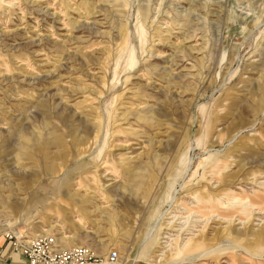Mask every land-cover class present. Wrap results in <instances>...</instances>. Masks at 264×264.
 <instances>
[{"label":"rangeland","instance_id":"obj_1","mask_svg":"<svg viewBox=\"0 0 264 264\" xmlns=\"http://www.w3.org/2000/svg\"><path fill=\"white\" fill-rule=\"evenodd\" d=\"M0 230L264 264V0H0Z\"/></svg>","mask_w":264,"mask_h":264},{"label":"built area","instance_id":"obj_2","mask_svg":"<svg viewBox=\"0 0 264 264\" xmlns=\"http://www.w3.org/2000/svg\"><path fill=\"white\" fill-rule=\"evenodd\" d=\"M5 236L12 252L23 255L27 264H120V256L114 250L101 255L88 247L60 248L57 239L47 235L29 240L13 233H5Z\"/></svg>","mask_w":264,"mask_h":264},{"label":"crops","instance_id":"obj_3","mask_svg":"<svg viewBox=\"0 0 264 264\" xmlns=\"http://www.w3.org/2000/svg\"><path fill=\"white\" fill-rule=\"evenodd\" d=\"M14 209L17 210L15 206ZM0 248L2 249L0 264H27V259L23 255L12 252L11 243L8 242L2 230H0Z\"/></svg>","mask_w":264,"mask_h":264},{"label":"bare ground","instance_id":"obj_4","mask_svg":"<svg viewBox=\"0 0 264 264\" xmlns=\"http://www.w3.org/2000/svg\"><path fill=\"white\" fill-rule=\"evenodd\" d=\"M201 203H204V202H201ZM207 203H208V201H207ZM40 235H42V234H40ZM150 236V235H149ZM64 239H68V238H71V236H69V237H67V236H64L63 237ZM194 248L195 249H197V250H199V249H201L202 248V244H196L195 246H194ZM186 250V249H185ZM181 252L179 251V254H180ZM207 254V252H201L200 253V255L198 256V258L199 257H202V256H205Z\"/></svg>","mask_w":264,"mask_h":264}]
</instances>
